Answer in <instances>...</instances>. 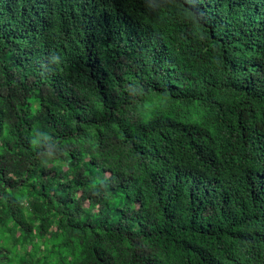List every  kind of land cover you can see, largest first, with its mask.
<instances>
[{
	"label": "trees",
	"instance_id": "trees-1",
	"mask_svg": "<svg viewBox=\"0 0 264 264\" xmlns=\"http://www.w3.org/2000/svg\"><path fill=\"white\" fill-rule=\"evenodd\" d=\"M0 264H264V0H0Z\"/></svg>",
	"mask_w": 264,
	"mask_h": 264
}]
</instances>
